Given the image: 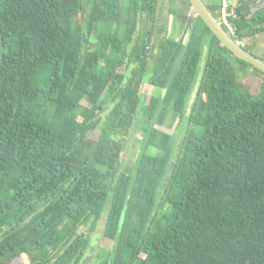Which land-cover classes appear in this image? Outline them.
I'll return each mask as SVG.
<instances>
[{
    "label": "trees",
    "instance_id": "trees-1",
    "mask_svg": "<svg viewBox=\"0 0 264 264\" xmlns=\"http://www.w3.org/2000/svg\"><path fill=\"white\" fill-rule=\"evenodd\" d=\"M187 1L0 0V264H79L92 248L88 264H264V72ZM178 3L194 15L185 41L159 20ZM235 13V40L264 30V0ZM247 66L263 75L256 92L239 80ZM162 107L186 124L179 145L155 125ZM103 211L114 252L86 236Z\"/></svg>",
    "mask_w": 264,
    "mask_h": 264
},
{
    "label": "rangeland",
    "instance_id": "rangeland-1",
    "mask_svg": "<svg viewBox=\"0 0 264 264\" xmlns=\"http://www.w3.org/2000/svg\"><path fill=\"white\" fill-rule=\"evenodd\" d=\"M180 1L188 2L187 0H178L179 3ZM179 3L175 4L174 8L171 7L169 11L163 10V13L161 14L159 20L167 22V24L169 25V36L171 38L185 41L189 30L188 27L186 29L185 27L189 22H191L190 19H192L193 15L190 13V9H188V7L180 5ZM219 6L220 0L218 10L214 12L212 10L218 20L220 15ZM190 25L191 23H189L188 26L190 27ZM239 42L241 45H250L251 50L257 56L264 58V30L257 32L254 36L244 37ZM128 68H130V65L128 66ZM238 76L243 85L247 86L251 92H256L263 75L261 73L255 72L251 67L247 66L244 68V70L239 71ZM141 92L142 94H144L146 100L144 101L145 103H143L142 99L141 109L137 114L136 127L125 140V149L121 152V163L119 169L123 170L126 173H131L133 171L139 148L142 144V129L146 124L148 113L147 100L149 95L152 93V88L149 84L144 83ZM178 121V113L171 110L170 108H164L159 113L157 120L155 121V125L162 129L164 128L168 132L173 133L177 130L176 126H179L177 125L179 124ZM185 129L186 124L181 122L179 129L175 133L177 145H179L181 134L183 136V134L185 133ZM89 137L91 138L92 136L89 135ZM151 151L156 152V149L152 148ZM105 213V211L102 212L95 229L86 232L87 237L92 236L98 238L99 250L103 249V251L109 249L112 246V240L102 235ZM9 264H27V261L21 258H15Z\"/></svg>",
    "mask_w": 264,
    "mask_h": 264
},
{
    "label": "water",
    "instance_id": "water-1",
    "mask_svg": "<svg viewBox=\"0 0 264 264\" xmlns=\"http://www.w3.org/2000/svg\"><path fill=\"white\" fill-rule=\"evenodd\" d=\"M189 2L195 14L198 15L205 22V24L209 27V29L217 37V39L222 45L228 48L238 58L242 59L245 62H248L250 65L264 72V61L260 59L256 54H253L252 52L245 49L243 45H241L237 40H235L232 35L226 29H224L221 24H219V22L210 12L203 0H189ZM206 54L207 46L205 45L201 54L196 81L194 83L193 89L190 93V97L188 100L187 112L190 110L191 104L194 101L198 91L200 79L202 77L206 61ZM117 239L118 238L115 237L111 252H114L115 250ZM94 254L95 252L93 251V248L90 249L89 252L83 256L79 264H88L94 258ZM108 264H112L111 256L108 259Z\"/></svg>",
    "mask_w": 264,
    "mask_h": 264
},
{
    "label": "built area",
    "instance_id": "built-area-1",
    "mask_svg": "<svg viewBox=\"0 0 264 264\" xmlns=\"http://www.w3.org/2000/svg\"><path fill=\"white\" fill-rule=\"evenodd\" d=\"M237 6V0H220L219 6V24L226 29L231 35L235 34V26L233 25L231 18L236 16L235 7ZM239 42V40H237Z\"/></svg>",
    "mask_w": 264,
    "mask_h": 264
},
{
    "label": "crops",
    "instance_id": "crops-1",
    "mask_svg": "<svg viewBox=\"0 0 264 264\" xmlns=\"http://www.w3.org/2000/svg\"><path fill=\"white\" fill-rule=\"evenodd\" d=\"M206 6L208 7V9L210 10L211 13H213L214 11L218 10V5H219V0H204ZM255 9V8H253ZM213 10V12H212ZM214 14V13H213ZM194 19V15L192 17V19H190L191 21ZM191 23V22H189ZM189 23L186 25L185 29L188 27L189 29Z\"/></svg>",
    "mask_w": 264,
    "mask_h": 264
},
{
    "label": "flooded vegetation",
    "instance_id": "flooded-vegetation-1",
    "mask_svg": "<svg viewBox=\"0 0 264 264\" xmlns=\"http://www.w3.org/2000/svg\"><path fill=\"white\" fill-rule=\"evenodd\" d=\"M203 1H204V0H203ZM169 13H171V12H169ZM167 28H168V31H169V25H168ZM159 94H162V90L159 91ZM144 103H145V102H144ZM147 107H148V104H147ZM164 108H168V107H162V108L160 109V112H161V110L164 109ZM170 109H171V108H170ZM171 110H172V109H171ZM160 112H159V113H160ZM158 115H159V114H158ZM177 125H178V124H177ZM176 129L178 130L179 127L176 126ZM177 130H176L175 132H173V133H172V132H169V133L176 135L175 133L177 132ZM165 131H166V130H165ZM167 132H168V131H167Z\"/></svg>",
    "mask_w": 264,
    "mask_h": 264
},
{
    "label": "bare ground",
    "instance_id": "bare-ground-1",
    "mask_svg": "<svg viewBox=\"0 0 264 264\" xmlns=\"http://www.w3.org/2000/svg\"><path fill=\"white\" fill-rule=\"evenodd\" d=\"M213 14V13H212ZM214 16V15H213ZM215 17V16H214ZM216 18V17H215ZM216 20L219 22V20L216 18Z\"/></svg>",
    "mask_w": 264,
    "mask_h": 264
},
{
    "label": "clouds",
    "instance_id": "clouds-1",
    "mask_svg": "<svg viewBox=\"0 0 264 264\" xmlns=\"http://www.w3.org/2000/svg\"><path fill=\"white\" fill-rule=\"evenodd\" d=\"M240 43V42H239Z\"/></svg>",
    "mask_w": 264,
    "mask_h": 264
}]
</instances>
